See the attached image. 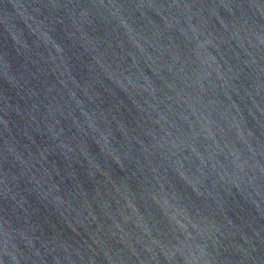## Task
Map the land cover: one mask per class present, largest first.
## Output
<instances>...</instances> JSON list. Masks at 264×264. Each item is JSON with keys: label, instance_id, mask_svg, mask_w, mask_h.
<instances>
[{"label": "water", "instance_id": "obj_1", "mask_svg": "<svg viewBox=\"0 0 264 264\" xmlns=\"http://www.w3.org/2000/svg\"><path fill=\"white\" fill-rule=\"evenodd\" d=\"M0 264H264V0H0Z\"/></svg>", "mask_w": 264, "mask_h": 264}]
</instances>
